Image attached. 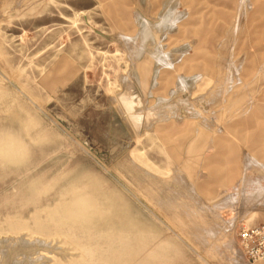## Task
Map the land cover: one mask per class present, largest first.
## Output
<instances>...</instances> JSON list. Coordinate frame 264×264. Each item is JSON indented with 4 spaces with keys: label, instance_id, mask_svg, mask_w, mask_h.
<instances>
[{
    "label": "rangeland",
    "instance_id": "374dc122",
    "mask_svg": "<svg viewBox=\"0 0 264 264\" xmlns=\"http://www.w3.org/2000/svg\"><path fill=\"white\" fill-rule=\"evenodd\" d=\"M250 155L264 0H0V264H247Z\"/></svg>",
    "mask_w": 264,
    "mask_h": 264
},
{
    "label": "built area",
    "instance_id": "2783aa9c",
    "mask_svg": "<svg viewBox=\"0 0 264 264\" xmlns=\"http://www.w3.org/2000/svg\"><path fill=\"white\" fill-rule=\"evenodd\" d=\"M238 236L247 264H264V225L243 228Z\"/></svg>",
    "mask_w": 264,
    "mask_h": 264
},
{
    "label": "crops",
    "instance_id": "0c3cea01",
    "mask_svg": "<svg viewBox=\"0 0 264 264\" xmlns=\"http://www.w3.org/2000/svg\"><path fill=\"white\" fill-rule=\"evenodd\" d=\"M166 69H167V70H171V69H173V68H172V67L170 68V67H167V66H166ZM248 158H249V160H250L248 164L254 163V164H256V165H259V166L264 167V163H261L259 160L254 159L253 157H251V155H250ZM250 162H251V163H250Z\"/></svg>",
    "mask_w": 264,
    "mask_h": 264
},
{
    "label": "bare ground",
    "instance_id": "6f19581e",
    "mask_svg": "<svg viewBox=\"0 0 264 264\" xmlns=\"http://www.w3.org/2000/svg\"><path fill=\"white\" fill-rule=\"evenodd\" d=\"M150 114V113H149ZM133 119H136V121H138L140 119V116H131Z\"/></svg>",
    "mask_w": 264,
    "mask_h": 264
},
{
    "label": "clouds",
    "instance_id": "9594fccd",
    "mask_svg": "<svg viewBox=\"0 0 264 264\" xmlns=\"http://www.w3.org/2000/svg\"><path fill=\"white\" fill-rule=\"evenodd\" d=\"M4 159H7V157H4Z\"/></svg>",
    "mask_w": 264,
    "mask_h": 264
}]
</instances>
